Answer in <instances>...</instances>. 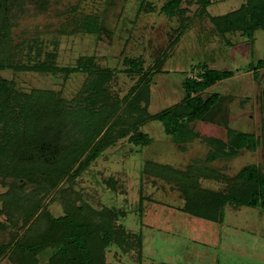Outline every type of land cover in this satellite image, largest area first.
<instances>
[{"label": "rangeland", "instance_id": "374dc122", "mask_svg": "<svg viewBox=\"0 0 264 264\" xmlns=\"http://www.w3.org/2000/svg\"><path fill=\"white\" fill-rule=\"evenodd\" d=\"M171 1L0 0V64L12 61L29 66L54 53L57 67L72 69L79 66V59L94 58L98 67L118 72L113 89L124 97L137 80L123 72L127 69L124 58H141L148 69L179 37L162 72L152 79L149 111L157 114L180 103L186 95V79L197 78L204 68L231 71L233 77L202 94L206 99L216 94L218 102L191 125L192 130L201 137L224 141L229 130L250 134L255 149L244 148L235 156L205 164L211 147L201 138L178 141L160 122H152L143 128L153 139L150 146L136 147L123 139L73 183L33 193L34 184L0 178V195L16 191L23 197L39 196L54 216L63 215L68 204L82 203L123 212L120 224L144 239L143 259L137 249L123 251L112 246L106 254L107 264H264V211L260 207L228 205L221 223L194 218L180 211L183 201L173 182L143 173L147 162L179 171L198 165L200 172L209 171L207 175L218 172L230 178L250 165L264 172V67L256 69L264 60V28L253 37L242 32L223 35L215 28L211 18L239 10L247 0H209L203 16L200 0H183V18L163 11ZM90 15L98 17L99 32L78 26ZM0 76L19 92L50 90L67 101L77 97L87 78L80 70L40 74L7 66L0 68ZM112 179L114 188L108 182ZM198 182L200 188L211 191L228 187L212 178L201 177ZM16 218L20 223L18 214ZM12 229L2 233L3 242L10 240ZM50 255L51 250L43 253L39 264H49ZM0 264L15 263L5 256Z\"/></svg>", "mask_w": 264, "mask_h": 264}, {"label": "trees", "instance_id": "16d2710c", "mask_svg": "<svg viewBox=\"0 0 264 264\" xmlns=\"http://www.w3.org/2000/svg\"><path fill=\"white\" fill-rule=\"evenodd\" d=\"M182 1L167 3L163 11L170 17L183 18ZM247 1L239 10L211 18L219 33L242 32L253 37L264 28V0ZM200 2L199 14L203 16L209 0ZM78 23L87 32L100 31L97 16H87ZM178 38L148 69L141 58H124L127 69L123 72L137 78L124 97L113 89L118 72L98 67L94 58H81L79 66L72 69L57 67L54 53L29 66L12 61L8 65L1 63L0 68L7 66L40 74H71L80 70L87 78L77 97L67 101L50 90L19 92L12 82L0 76V124L3 123L0 178L34 184L33 193L56 190L64 182L73 183L123 139L136 147L150 146L153 139L143 128L152 122H160L165 132L178 141L201 138L211 147L205 164L235 156L244 148L254 150L256 142L250 134L229 130L224 141L201 137L192 130L191 125L201 121L218 102V95L206 99L202 94L216 83L233 77L231 71L204 68L197 78L186 79L183 85L186 95L180 103L157 114L149 111L152 79L162 72L170 48L178 44ZM262 67L264 60L259 61L256 69ZM208 172H200L198 165L179 171L154 162H147L143 168L145 174L173 182L183 201L180 211L188 216L221 223L228 205L260 207L264 211V172L258 167L247 166L234 178L218 172L207 175ZM201 177L223 181L228 187L221 192L202 189L198 182ZM108 182L115 187L113 179ZM18 191H23L22 186H18ZM24 197L16 191L0 195V259L8 256L15 264H39L40 256L51 250L49 264H107L106 254L112 246L123 251L137 249L140 261L143 259L144 239L120 224L123 212L111 207L94 209L82 203L68 204L63 215L54 216L39 196ZM10 227L13 228L10 240L3 242L2 233Z\"/></svg>", "mask_w": 264, "mask_h": 264}]
</instances>
